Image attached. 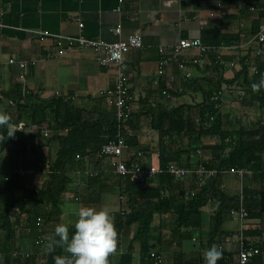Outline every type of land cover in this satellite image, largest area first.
Returning a JSON list of instances; mask_svg holds the SVG:
<instances>
[{"label": "crops", "instance_id": "0c3cea01", "mask_svg": "<svg viewBox=\"0 0 264 264\" xmlns=\"http://www.w3.org/2000/svg\"><path fill=\"white\" fill-rule=\"evenodd\" d=\"M79 24H83L81 31ZM263 27L264 0H0V111L9 109L14 120H18V112L13 110V101L19 93L34 95L42 100L60 97L108 120L114 115V107L99 96V92L114 87V68H99L91 50L78 48L75 43L69 45L64 38L81 34L91 40L112 43L118 38L139 36L143 46L132 49L125 55L130 90L136 94H144L142 99L132 103L131 114L134 125L138 126L135 133L139 145L154 152L153 156H156L158 137L149 128L147 116L150 109L159 106L169 109L201 102L202 94L193 81L207 85L221 79L224 92L229 87L224 81L231 80L240 70L241 58L247 56L250 64L255 63L260 59L255 54L258 47L262 49L261 55L264 56V43H248ZM116 28L121 30L119 37L113 33ZM41 32H47L49 36L41 35ZM180 39H199L209 49L205 55L197 49L177 53L175 47ZM11 59L15 63L10 64ZM218 60L224 61L223 69L217 64ZM22 61H35L36 65L23 71L18 66ZM241 90V96L235 93L221 95L225 130H238L240 121L249 122L255 117L261 119V122L264 120V106L259 108L250 94ZM20 117L24 118L25 115L21 114ZM24 123L26 124L24 120L17 122ZM33 134V128L24 125L23 131L17 133V139L6 147L3 157L10 166L15 164L16 168L30 170L31 173L22 178L39 188L47 180V176L42 168H37V164L43 163V159L53 160L56 149H38L36 136ZM147 135L152 136L151 142L146 140ZM201 143L204 146L217 145L218 139L201 138ZM187 145L188 142L183 141L180 148ZM136 150L129 146V150L124 151L123 160H131ZM198 155L197 158H203L202 161L211 160L212 157L207 151ZM151 158L144 159L146 166L153 162ZM194 159L196 162V158ZM116 161L114 157L100 159L96 171L101 177V191L93 195L92 201L86 185L81 184V176L85 173L70 172L72 180L69 192L65 195V203L97 209L107 207L111 214L127 209L126 200L120 198V187L126 190L128 188L113 173ZM199 165L202 163L192 168ZM263 170L264 168L259 171L246 170L242 179L235 175H220V180L217 181L220 187L212 188L210 185L205 194L206 203L201 209L204 222L201 228L184 230L180 241L169 239V232H164L167 241L160 251L163 260L170 248L171 258H168L172 264L177 253H182L184 261L197 259L204 253L205 234L211 227L212 215L220 202H226L225 207L229 210L221 226L223 235L238 232L241 223L230 215V211L237 207L239 196L244 197V207L248 213L242 224L246 241L250 246H262L264 249V213L260 212L258 194L264 181ZM218 175L206 180L205 185L212 184ZM196 181L197 178L191 176L181 180V186L188 193L200 192L205 185L198 189ZM132 188L137 189L136 186ZM174 194L178 192L175 191ZM67 219L74 226L77 217L65 215L61 208L57 224L65 223ZM170 221L171 217L168 223ZM57 224L44 231L46 236L54 232ZM136 229V225H133L119 233L118 250L116 255L110 257V264H121V260L139 264V249L130 246ZM33 242L36 241L33 240L32 232H18L12 251L17 249L30 253L34 262H37L44 250ZM188 242L191 246L184 247ZM225 250L231 262H234L237 246L226 245ZM12 251L4 254L0 252L4 255L0 258V264H11L5 257H10ZM14 264H24V261Z\"/></svg>", "mask_w": 264, "mask_h": 264}, {"label": "trees", "instance_id": "16d2710c", "mask_svg": "<svg viewBox=\"0 0 264 264\" xmlns=\"http://www.w3.org/2000/svg\"><path fill=\"white\" fill-rule=\"evenodd\" d=\"M258 58L260 59L252 64L249 63L247 56L241 58L240 70L231 80H226L224 83L226 86L236 84L238 88L247 91L260 108L264 106V89L254 93L251 88L253 83L259 81L260 75L264 74V56L260 55ZM222 61H217L221 69L224 66ZM252 67H255L253 72ZM221 81L218 79L207 85L193 81L202 94L199 103L169 109L160 106L150 109L147 116L149 128L156 132L158 137L156 156H153L154 152L139 145L135 133L138 126L134 125L131 114L128 122L129 130L123 131L122 134L129 146L142 152V157L136 159L135 151L129 162L146 166L144 159L152 157L151 165L159 168H165L169 163L187 169L198 163H202L209 170L244 168L259 171L264 168V124L261 119L255 117L249 122L240 121L238 130H225L221 112L223 91ZM15 98L13 110L18 112V120H14L9 109L3 112L8 113L16 124L24 120L26 122L24 125L29 128L45 125L50 131L48 137H43L40 131L33 134L36 136L38 149L55 147L56 151L53 160L43 159L45 165L42 170L46 173L47 180L38 188L13 173L15 164L14 168L4 159L3 154L12 142L11 138L0 143V171H2L0 173V252L4 254L12 251L18 232L21 234L32 232L33 240L40 242L38 245L33 242L34 245L44 250L40 260L34 262L30 257L17 261L6 256V261L9 260L11 264L23 261L24 264H55V256L68 254L59 247L49 252L46 248L47 237L54 235V232L46 236L44 231L59 222L61 206L66 202L65 195L69 192L72 180L69 173L78 171L84 174L88 169L98 170L102 158L100 149L103 144L115 138L117 127L113 116L106 120L60 97L42 100L34 95L18 93ZM21 114L25 117H20ZM4 131L6 135V130ZM201 138H217L218 144L204 146ZM183 141H187L188 145L180 148V143ZM197 151H207L212 156L211 160L202 161L203 158L200 160L197 158L199 157ZM220 175L212 184L208 183L193 196L181 186V180H174L167 174L158 175L143 185L129 183L126 178L118 176L128 188L126 190L120 187V198L126 200L127 209H120L112 215L115 218L118 236L125 228L136 225L137 229L130 246L139 249V264H155L148 257L151 252L160 254L162 245L167 241L164 237L165 231L169 232V239L180 241L184 230L201 228L204 222L201 209L206 203L205 194L210 185L212 188L220 187L217 183ZM81 177V184L86 185L92 201L93 195L101 191L99 187L101 177L99 174L93 178L85 174ZM262 179L264 180L263 172ZM133 186L137 189L132 188ZM175 191L178 194L175 195ZM258 194L260 212L264 213V181ZM220 203L212 215L211 227L205 234L204 250L216 246L221 235L224 234L221 226L229 210L225 207L226 202ZM167 216L171 217L169 223ZM68 228L71 239L75 228L71 225ZM256 261L257 264H264V255L251 259L249 264H255ZM120 263L133 264L122 260ZM173 264H204L203 254L197 259L184 261L182 253H177ZM217 264L228 263L220 259Z\"/></svg>", "mask_w": 264, "mask_h": 264}, {"label": "built area", "instance_id": "2783aa9c", "mask_svg": "<svg viewBox=\"0 0 264 264\" xmlns=\"http://www.w3.org/2000/svg\"><path fill=\"white\" fill-rule=\"evenodd\" d=\"M79 30L83 29V24H79ZM114 35L116 37L120 36L121 30L120 28H116L114 30ZM41 35L49 36L47 32H41ZM69 42V45L75 43L78 48L81 49H89L92 51L94 55V60L96 65L101 69L114 68L115 70V85L112 89L102 90L99 92V96H102L106 99L107 103L114 107V121L117 127L116 136L113 140H109L107 143L103 144L100 149V156L104 157H114L117 161L114 165V174L119 177H124L128 180L129 183L135 185H143L148 180L155 178L158 175H170L174 180H186L191 176H195L197 178V187L201 189L202 186L206 184V180L213 177L215 174L221 175H235L238 178L242 179L246 173V169L244 168H229V169H207L204 165H199L195 168H183L179 167L175 163H169L165 168H159L155 165L142 166L137 162L130 163V159L128 161L123 160L124 151L129 150V146L126 142L125 136L122 134L123 131L129 130L128 122L129 117L132 112V103L138 102L140 99L144 97L143 93L136 94L130 90L129 79L127 77V65L125 62V55L132 49H140L143 44L141 38L139 36H127L124 38H118L117 41L108 43L104 41H95L88 38H85L81 34L77 37H67L64 38ZM257 42L258 45L264 43V27L260 30V32L252 37L249 40L250 43ZM189 49H197L203 55L206 54L209 47L204 46L199 39L189 40V39H180L175 47V51L177 53L189 50ZM262 49L258 47L255 51L257 56L262 54ZM10 64L15 63L14 60H9ZM35 61H22L18 63V66L21 70L25 71L29 66H35ZM255 67L251 68L253 72ZM231 95L233 93L241 96L243 91L237 87L236 84H232L224 89L223 95ZM67 100H71V98H67ZM12 104L11 102H9ZM264 124V120L262 121ZM18 127L23 129L24 124H17ZM34 132L40 131L43 137H48L50 135V131L45 126L40 127H31ZM22 131H17L15 133L14 138L11 140L17 139V133ZM147 141H152V136H146ZM201 151H197L199 154ZM136 159H140L142 157L141 151L135 152ZM45 164L39 162L37 164V168L41 169ZM5 171V170H4ZM13 173L19 175L20 177H24L27 174H30V170H25L23 168H15L12 170ZM2 171H0L1 173ZM264 174V171H262ZM98 172L96 170H88L85 171V175L89 178H93L97 176ZM197 189V190H198ZM195 191L190 192V195L193 196ZM230 215L238 220L241 223L240 230L233 235H223L221 237V241L216 245L222 251V258L228 264H249L251 259L264 255V249L257 246L248 245L246 238L243 233V221L247 218L248 213L244 207V197L239 196L237 200V207L235 209H231ZM198 241V239H194ZM39 241H36L35 244H39ZM226 245H235L237 246V252L235 256V261L231 262L228 253L225 250ZM264 245V242H263ZM3 254L0 253V258H3ZM10 257L18 260H25L31 257L30 253H24L17 249H14L10 254ZM149 259H151L155 264H163V257L160 254L155 252H151L149 254Z\"/></svg>", "mask_w": 264, "mask_h": 264}, {"label": "clouds", "instance_id": "9594fccd", "mask_svg": "<svg viewBox=\"0 0 264 264\" xmlns=\"http://www.w3.org/2000/svg\"><path fill=\"white\" fill-rule=\"evenodd\" d=\"M251 88L254 93L264 89V74L260 75L259 81L253 83ZM17 131L23 129L12 121L8 113L0 111V143L14 138ZM64 214L77 217L74 223L75 233L70 239L68 226L60 223L56 225L54 235L47 237L46 248L49 252L59 247L68 254L55 256V264H110V257L116 255L119 245L115 218L110 210L107 207L97 209L68 204ZM221 258L222 251L216 246L203 253L204 264H217Z\"/></svg>", "mask_w": 264, "mask_h": 264}, {"label": "rangeland", "instance_id": "374dc122", "mask_svg": "<svg viewBox=\"0 0 264 264\" xmlns=\"http://www.w3.org/2000/svg\"><path fill=\"white\" fill-rule=\"evenodd\" d=\"M237 106H239L238 104H237ZM240 107V106H239ZM19 168V167H18ZM69 204V202H67V203H64L62 206H61V208H62V210H65V206L66 205H68ZM68 221H65V223H63V224H65V225H67V226H70L73 222L71 221V220H69V219H67ZM191 244V243H190ZM189 244V242L188 243H185V246L184 247H186V246H191ZM197 247V246H196ZM172 251V249L170 248V252ZM166 253L165 254V258H164V261H163V264H172V261L168 258V256L171 258V253ZM168 254V255H167ZM1 261V260H0Z\"/></svg>", "mask_w": 264, "mask_h": 264}]
</instances>
